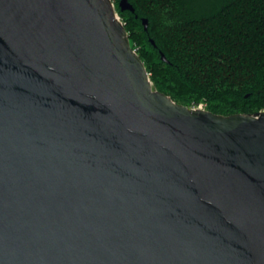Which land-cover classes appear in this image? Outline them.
I'll use <instances>...</instances> for the list:
<instances>
[{
  "label": "water",
  "instance_id": "95a60500",
  "mask_svg": "<svg viewBox=\"0 0 264 264\" xmlns=\"http://www.w3.org/2000/svg\"><path fill=\"white\" fill-rule=\"evenodd\" d=\"M0 264H264V110L153 88L112 0H0Z\"/></svg>",
  "mask_w": 264,
  "mask_h": 264
},
{
  "label": "trees",
  "instance_id": "16d2710c",
  "mask_svg": "<svg viewBox=\"0 0 264 264\" xmlns=\"http://www.w3.org/2000/svg\"><path fill=\"white\" fill-rule=\"evenodd\" d=\"M112 1L153 88L224 115L264 110V0Z\"/></svg>",
  "mask_w": 264,
  "mask_h": 264
}]
</instances>
